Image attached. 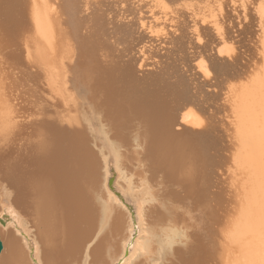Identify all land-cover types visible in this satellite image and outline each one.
<instances>
[{
	"label": "bare ground",
	"instance_id": "obj_1",
	"mask_svg": "<svg viewBox=\"0 0 264 264\" xmlns=\"http://www.w3.org/2000/svg\"><path fill=\"white\" fill-rule=\"evenodd\" d=\"M167 26L174 30L166 32ZM233 30L240 35L237 42ZM160 42L168 46L157 47ZM234 43L244 49L232 52ZM206 57L222 70L211 83L218 88L213 94L197 71L188 72ZM14 69L21 73L13 77ZM22 80L30 81L36 102L60 103L63 113L57 110L53 123L78 117L82 127L65 122L40 142L38 132L46 125L36 122L17 137L22 130L14 117L29 112L10 97L17 96ZM100 103L114 116L124 115L121 125L102 120ZM191 107L208 118L203 130L211 135L164 130ZM138 121L143 127L136 139L142 133L138 143L149 146L130 154L115 151L117 143L110 144L108 136L116 135L121 144L122 128ZM259 126L264 130V0H0V162L8 164L0 168V210L7 217L0 221V264H29L28 247L35 264L152 263L146 257L171 261L163 264H264V160L256 161L264 150L252 144L260 140L253 136ZM57 131L71 141L60 150ZM154 135L162 138L160 145ZM88 140L100 149L88 147ZM208 146L214 151L201 156ZM18 148V156H9ZM157 151L158 163L152 160ZM128 157L137 165L150 161L124 172L129 180L118 170L116 179L109 177L108 161L124 170ZM151 168H163L166 180L181 183L184 191H161L152 201L156 187L146 181ZM113 180L114 187L108 186ZM135 180L142 188L133 192ZM49 181L56 183L40 185ZM185 198H193L188 208L171 205ZM211 201L214 223L195 234L189 208ZM146 216L154 225L147 232ZM31 221L41 245L26 241L25 223ZM19 232L25 240L16 237ZM192 235L200 243L192 245ZM52 237L61 241L60 254L44 253L41 259L39 246H54ZM90 239L93 244L79 253Z\"/></svg>",
	"mask_w": 264,
	"mask_h": 264
},
{
	"label": "rangeland",
	"instance_id": "obj_2",
	"mask_svg": "<svg viewBox=\"0 0 264 264\" xmlns=\"http://www.w3.org/2000/svg\"><path fill=\"white\" fill-rule=\"evenodd\" d=\"M237 2L238 1H236L235 2V4H237ZM212 24V22H210V23H208V25H211ZM174 30V26H167L166 28H165V31L166 32H171V31H173ZM230 35H232L233 36V40H234V42H237V40L239 39V37H240V35H239V33L237 32V31H235V30H233V32L230 34ZM165 44V45H164ZM165 47V46H168V44H166V43H163V42H160V45H157V47ZM244 49V47L242 46V45H240V44H238V43H234L233 45H232V52H236V53H238L239 51H242ZM162 51V50H161ZM214 52V54L216 55V56H220L219 55V53H217L215 50L213 51ZM194 53V52H193ZM245 53V51L243 52V54ZM247 53V52H246ZM211 58H213V57H206V58H204L199 64H197L196 66H195V64H196V62H192V64H194V66H195V68L192 70H189L188 72H189V74L191 73V72H198V73H196V76H198V80H205L206 81V85H205V91L208 93V94H213V92L214 91H217L218 90V88H217V86H215V85H211V83H212V81H214V80H218V77H219V75H220V73L222 72V70H220V69H218V68H215L213 65H211V62H210V59ZM145 68H150V66H145ZM211 69H215L217 72H214L213 70H211ZM203 71V72H202ZM21 72H20V70L19 69H14V70H12V72H11V74H12V76L14 77V75H19ZM207 73H211V75H208ZM14 74V75H13ZM9 80V79H8ZM195 80H196V78H195ZM22 82V84H21V86H16L17 88H18V94H17V96L15 97H10V99L14 102H17V103H19L20 105H22V106H20V107H26V109H28V115L27 114H23L22 116H20L19 118H16V117H14V119L15 120H17V121H19L20 122V124H19V129L20 130H22V133L19 135H17V137H20L22 134H25V133H28V130L29 129H31V128H34V127H36V122H39V123H42L43 125H46L45 127H43V129H40L39 130V132H38V134H39V141L41 142L42 140H43V135L45 134V136H46V133L48 132V131H50V132H53L54 130H56L57 128L59 129L60 128V126H62L61 127V130H63V125H61V124H63V123H70L69 125H74V126H79V125H77V124H81V122L79 123V121H80V119L78 120L77 118H76V120L72 123L71 122V120L70 119H60V124H57V123H53V121L55 122V120L59 117V116H57L56 114H55V112L57 111V110H59V114L60 113H63V112H61V109H60V107H59V104L60 103H50V104H42V103H38V102H36L37 101V99H36V96L35 95H33V94H31L30 92H29V86H30V81H26V82H24L23 80L21 81ZM194 90V89H193ZM15 91V90H14ZM15 92H17V91H15ZM6 97H8V96H6ZM202 100H204V99H202ZM201 100V101H202ZM68 101H69V103H74V99H72V98H68ZM191 101H195V100H191ZM199 102V103H202V102ZM62 102H64V99L62 100ZM196 102V101H195ZM97 108L101 111V113H102V116H101V118H102V120H104L106 123H109V124H112L113 125V127L115 126H118V125H121V120L123 119V118H125L124 117V115L123 114H118V115H116V116H114V113H111V111H110V109L108 108V106L105 104V103H100L98 106H97ZM192 108L193 107H191L190 109H191V111L190 112H188V113H186V114H184V115H177L176 116V122L175 123H166L165 125H163L164 126V130H167V129H169V130H171L173 133H176V135H180V134H182V133H185L186 132V130H187V128H191V129H196V130H198V131H201V128H200V126H202V124H204V123H202V122H204L205 121V119H206V117L205 116H203V115H201V113H199L197 110H195L194 108H193V111H192ZM251 110H256L255 108H252ZM41 111H44L45 113H40ZM126 115V114H125ZM205 118V119H204ZM64 121V122H63ZM206 121L208 122V118L206 119ZM77 124H76V123ZM104 122V123H105ZM207 122H206V124H207ZM103 123V122H102ZM103 123V124H104ZM137 123V129H136V126L134 127V124H136ZM138 123L141 125L140 127L138 126ZM205 124V125H206ZM81 127H82V124L80 125ZM188 126V127H187ZM262 126H263V124H262ZM131 127H133V129H134V131H132L131 132V130H133ZM142 127H143V122H135V123H133L132 124V126H130V127H127V128H129V129H127L126 130V127H125V130L122 128V130L121 131H123L124 133H125V139L123 140V142L120 144L119 142V140H117V137H116V135H112V136H110L109 135V133L110 132H107V135H109L108 136V141H109V143L111 142V143H117L116 145H117V148H116V146L114 145V147H115V151L116 150H118V151H122L124 154H130L131 152H132V149H134V148H147L146 147V145L147 146H149V144H148V142L146 141V143L144 142H142V144L141 143H138V142H140V141H138L139 140V138H141L140 140H142V138H143V134L141 133V135H139V137H138V140L136 139V133L140 130L141 131V129H142ZM261 126H259L258 128H255L254 129V131H253V136L254 137H259V139L261 140H259L258 141V139H256L255 138V141H253L252 142V144L254 145L253 147V149H255V148H257V147H260V149L261 150H264L263 148H261V147H264V144L262 145H260V146H258L261 142L262 143H264V141H262V139L264 140V130L262 131V130H260L259 128H260ZM131 128V129H130ZM205 127H203L202 128V130L204 129ZM257 129V130H256ZM129 130H130V134H129ZM127 131V132H126ZM66 132V131H65ZM113 132V131H112ZM208 132H210V131H208ZM256 132H258V133H256ZM263 132V133H262ZM211 134H212V132H210ZM255 133L257 134V135H255ZM259 133H260V135H259ZM106 134V133H105ZM132 134V135H131ZM151 135L153 136V134H152V132H151ZM201 135H205V131L203 130V133L201 134ZM64 135H59V131H57V136H56V138H55V140H56V142H57V148H58V150H60L61 148H62V146H63V148H64V146L65 145H69L70 143H71V141L70 140H68V139H64V137H63ZM129 136V137H128ZM132 137V139H131V137ZM209 136V135H208ZM261 136V137H260ZM127 139V140H126ZM9 140H10V138H9ZM13 140H14V138H13ZM16 140H18L19 141V138H15V140L14 141H16ZM132 140V141H131ZM153 141H154V144L155 145H160L161 144V141H162V138L159 136H157L156 137V135H154V139H153ZM257 141H258V143H257ZM58 142H59V144H58ZM88 143L86 144L88 147H90L91 149H96V150H98V149H100L99 147L100 146H98V144H95L93 141H91V140H88L87 141ZM127 142H130V143H127ZM260 142V143H259ZM92 143H93V145H92ZM110 143V144H111ZM132 143V144H131ZM133 143H136V145L135 144H133ZM89 144V145H88ZM118 144H120V146H118ZM133 145L131 148H130V145ZM145 144V145H144ZM179 144V143H178ZM256 144V145H255ZM135 145V146H134ZM123 147V148H122ZM127 148V150H126V148ZM119 148V149H118ZM129 148V149H128ZM54 149H55V146H54ZM122 149H124V151L122 150ZM203 149V152H200V155L202 156L203 154L206 156L208 153H212L214 150V147L213 146H208L207 148H202ZM258 149V148H257ZM127 151V153H125ZM21 153V150H20V148H18L17 150H15V151H11L10 153H9V156H12V157H16V156H18L19 154ZM105 154H107V153H105ZM264 156L262 155V157H260V158H258L256 161H258L259 159H260V163L262 164V162H261V160L263 159L264 160V158H263ZM128 158H130V159H128V161H127V163H126V165H125V167H128V168H125L124 167V170L122 169V167H118V166H114V163H113V161L112 160H109L108 161V163H107V165L111 168L109 171H111V172H108L109 173V177H112L113 179H116V171L118 170V172H120L121 174H122V172H131L132 170L131 169H133V168H136L137 167V169L139 170L140 168H141V165L143 164V167H144V164H146V162H149L150 161V159H148V158H144V159H140L139 160V162H140V164L139 165H137L136 164V162H138L136 159H134V158H131V157H128ZM160 158V154H159V152L157 151V152H155V156L154 157H152V160H154V161H156V163H158V159ZM262 158V159H261ZM136 160V161H135ZM145 160V161H144ZM111 161V162H110ZM25 162H27V161H25ZM135 162V163H134ZM112 163V164H111ZM132 163V164H131ZM142 163V164H141ZM257 164H259L258 162H256ZM111 164V165H110ZM134 165V166H133ZM260 166V165H259ZM261 166H263L264 167V164H262ZM4 167H8V164L7 163H4L3 164V162H0V168H4ZM13 167V165H11V168ZM131 167H133V168H131ZM140 167V168H139ZM113 169V170H112ZM127 170V171H126ZM113 171H114V173H113ZM134 171V170H133ZM132 171V172H133ZM150 171L153 173V175H151L149 178H148V180H146L150 185H152V186H150L149 185V187H151V189H154L155 187V189H157V187H158V184L160 185L161 184V178L164 176V175H162V172H163V168H161V169H156V168H151L150 169ZM131 172V173H132ZM111 173V174H110ZM138 174V173H137ZM128 177H130L131 176V174H126ZM114 176V177H113ZM127 177V178H128ZM2 179H3V176H0V184H2ZM171 182H168V183H165V187H167V188H165L164 189V191L165 190H169L170 188L172 189V190H176V191H184L183 189V185L181 184V183H177V182H174V181H172V180H170ZM137 180H135V182L133 183V189H132V191L134 190V191H139L138 189H141L142 188V185L141 184H138V185H136L137 184ZM53 183H56V182H54V181H49V182H44V183H41L40 185L41 186H45V185H52ZM117 183H119V184H117V185H119V186H121V184L122 183H120V182H117ZM148 183H147V185H148ZM110 185H108V186H110V187H114V180H113V182H110L109 183ZM155 184H157V185H155ZM39 184H38V188L39 187H41ZM113 185V186H112ZM140 185V186H139ZM173 188H179V190H177V189H173ZM32 188H26V191L27 192H29L30 190H31ZM170 189V190H171ZM14 190H15V188H12V187H9V193L10 194H12V193H15L14 192ZM116 192H118L117 190H115ZM133 191V192H134ZM163 191V192H164ZM26 192V193H27ZM21 193V192H20ZM142 193V192H141ZM9 194V195H10ZM120 194V193H119ZM118 194V195H119ZM15 195V194H14ZM120 196V195H119ZM142 196L144 197V196H146V194H144V193H142ZM154 194L152 195V199L154 198ZM156 197V196H155ZM4 198V197H3ZM2 197H0V199H3ZM12 198H14V197H12ZM146 198L144 197L143 198V203L144 204H146L147 202H148V200L146 199ZM192 200H193V198H189V199H187V198H185V199H183V200H178V201H175V202H171V205L172 206H176L177 208H179V209H183V208H188V201H190V202H192ZM122 201V203H124L125 204V207L128 209V211L131 213V210H129V208H128V203H125L124 202V200H121ZM209 204V207H207L208 206V204ZM207 203H201V204H192V206L189 208V211H190V213H189V216H193V218L195 219V225H194V227L192 228V232H195V234H197L198 232H205L206 230H208L209 229V226L212 224V223H214V218L213 219H211V215H210V213H209V209L211 208L212 209V204H213V202L211 201V204L209 203V202H207ZM5 205V202H1V200H0V205ZM0 216H1V219H3V220H5L7 217H5L3 214H2V211L0 210ZM19 214V213H18ZM20 215V214H19ZM21 216V218L22 219H24L23 217L25 216V215H23V214H21L20 215ZM148 216H146L145 218H144V228H145V231L147 232V230L148 229H150V227H151V229L154 227V225L152 224V223H150L149 222V218H147ZM147 218V219H146ZM146 219V220H145ZM8 222V221H7ZM2 224V226L3 227H5V224H3V223H1L0 222V225ZM29 224H33L32 223V221L29 223L28 222V224H26L25 223V226L26 225H28L29 227H28V234L26 235V241L28 242V243H32V241L33 240H35L36 242H37V244L39 243L40 244V242H39V239L37 238V233L34 231V227L33 226H30ZM145 224H147L146 226H145ZM151 225V226H150ZM152 225H153V227H152ZM150 226V227H149ZM178 226V228L181 226L180 224L179 225H177ZM2 227V228H3ZM155 227H159V225L157 226V225H155ZM162 227H164L165 228V226L163 225V226H160V228H162ZM147 229V230H146ZM183 229H188L187 227H183ZM196 229H198L197 231H196ZM149 231V230H148ZM134 230H133V234H134ZM15 235H16V237L18 238V239H23V240H25L23 237H24V235L21 233V232H19V233H15ZM60 235H62V232L60 233V234H57V237L58 236H60ZM53 239V241H54V243H56V244H54V246H52V247H48V246H44L43 245V247L42 246H39L40 247V252H41V259H42V256L44 255V253L46 254H50V255H54V254H56V255H59L60 254V251H61V241L58 239V238H55V237H52ZM91 240V239H90ZM92 240H93V238H92ZM88 241V240H86L85 242H83L81 245H80V247H79V253L81 252V250H86V249H88V245H92L93 244V241ZM188 241L189 242H191V244L192 245H195V244H198V243H200V241H199V238L197 237V236H195V235H192L189 239H188ZM92 242V243H91ZM90 243V244H89ZM38 244V245H39ZM173 244V246H176V247H180V245L176 242V243H172ZM41 245V244H40ZM59 246V249L58 248H56L55 246ZM86 245H87V247H86ZM181 245H182V243H181ZM84 248H86V249H84ZM32 249H31V247H28V249H26V254L28 255V257H27V259H28V261H29V264H35V262H36V260L34 261V257H33V255H32V251H31ZM173 251H174V253L176 254L177 253V249L174 247V249H173ZM155 252H153V254H154ZM153 256V255H152ZM150 259V260H149ZM152 259H153V261H152ZM142 261H144V259H142ZM145 261H148L149 263L150 262H152V263H150V264H163V263H169V262H171L169 259L168 260H164V259H157L156 260V258L155 257H150V258H148V257H146L145 258ZM118 261L116 260V261H114V264H118L117 263Z\"/></svg>",
	"mask_w": 264,
	"mask_h": 264
},
{
	"label": "flooded vegetation",
	"instance_id": "obj_3",
	"mask_svg": "<svg viewBox=\"0 0 264 264\" xmlns=\"http://www.w3.org/2000/svg\"><path fill=\"white\" fill-rule=\"evenodd\" d=\"M211 70H213V69H211ZM214 72H217L215 69L213 70ZM205 119V118H204ZM206 119H205V121L204 122H202V123H204V124H202V126H200V128L202 129L203 127H206ZM127 127H130V125L128 124V125H126V128ZM208 135H211V133L210 132H208V131H205V136H208ZM123 176L125 177V179L127 178V176H126V173H124L123 172ZM149 178V177H148ZM165 179V180H164ZM126 180H129L128 178L126 179ZM169 180V179H168ZM168 180H166V178H165V176H163L162 178H161V184L160 185H158V188L157 189H154V190H152V191H154V195H156L155 193H157V195L156 196H158V193L159 192H163L164 191V189L165 188H167V187H165V183H168V182H171V181H168ZM171 189V188H170ZM169 189V190H170ZM173 189H177V190H179V188H173ZM172 190V189H171ZM160 198V197H159ZM162 198V197H161ZM152 201H154V198L152 199ZM163 201L165 202L166 200H165V198H163Z\"/></svg>",
	"mask_w": 264,
	"mask_h": 264
},
{
	"label": "water",
	"instance_id": "obj_4",
	"mask_svg": "<svg viewBox=\"0 0 264 264\" xmlns=\"http://www.w3.org/2000/svg\"><path fill=\"white\" fill-rule=\"evenodd\" d=\"M0 221H1V218H0ZM0 250H1V242H0Z\"/></svg>",
	"mask_w": 264,
	"mask_h": 264
},
{
	"label": "snow or ice",
	"instance_id": "obj_5",
	"mask_svg": "<svg viewBox=\"0 0 264 264\" xmlns=\"http://www.w3.org/2000/svg\"><path fill=\"white\" fill-rule=\"evenodd\" d=\"M208 75H211V73H207Z\"/></svg>",
	"mask_w": 264,
	"mask_h": 264
}]
</instances>
